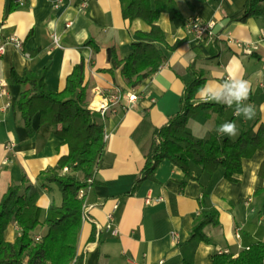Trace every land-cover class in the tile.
Wrapping results in <instances>:
<instances>
[{
    "label": "crops",
    "instance_id": "crops-1",
    "mask_svg": "<svg viewBox=\"0 0 264 264\" xmlns=\"http://www.w3.org/2000/svg\"><path fill=\"white\" fill-rule=\"evenodd\" d=\"M10 1L0 0V39L5 44L0 79L6 91L0 95V198L22 178L37 187L38 175L68 153L54 127L40 125L37 114L32 119L33 133L28 135L16 108L28 87L12 84L11 70L18 75L25 71L44 75L47 90L58 93L73 67L83 60L88 109L96 113L106 139L94 185L84 200L85 219L76 243L82 264H182L184 260L211 264L216 254L235 257L251 245L264 243V194L254 195L264 185L258 176L264 158L260 151L242 160V172L234 176V182L224 179L222 169L210 175L197 166L191 167L195 180H186L178 167L163 160L154 180L132 191L143 170L152 132L179 112L185 88L194 80L202 79L204 84L234 76L249 80V102L255 107V116L245 120L222 104L208 102L212 108L195 112L186 123L195 139L217 135V127L226 121L235 122L240 134L264 128V17L240 21L245 0H174L182 19L170 20L162 13L156 25L166 44H179L167 52L166 62L155 74L131 88L120 68L110 72L107 50L113 49L122 61L133 52V44L152 40L140 35L149 31L146 22L123 18L121 0H65L58 8L53 0H25L8 13ZM192 16L215 22L212 40L199 42L186 33L184 24ZM10 36L21 43L20 49L7 43ZM90 40L99 46L97 51L84 46ZM244 45L256 49L248 55L242 51ZM86 49H91L90 56ZM198 93L192 106L205 103ZM128 94L137 99L129 103ZM115 96L119 99L113 102ZM103 107L106 111L101 114ZM56 190L52 186L40 190L37 205L43 214L51 203L59 206ZM148 198L152 202L146 204ZM210 210L218 212V224L204 228L208 243L190 240L194 220L201 211ZM108 215L113 217L111 229L107 228ZM44 231L38 228L36 234ZM17 235L16 225L10 224L5 239L13 242Z\"/></svg>",
    "mask_w": 264,
    "mask_h": 264
},
{
    "label": "trees",
    "instance_id": "trees-1",
    "mask_svg": "<svg viewBox=\"0 0 264 264\" xmlns=\"http://www.w3.org/2000/svg\"><path fill=\"white\" fill-rule=\"evenodd\" d=\"M122 16L132 21L143 20L149 26L147 33H141L152 42L133 44V52L120 61L113 49L107 50L111 64L110 72L120 68L121 75L131 88L155 74L166 62L167 52L173 51L179 42L169 46L165 35L156 25L158 17L166 13L170 20H181V13L174 0H121ZM205 2L207 0H195ZM19 5L11 0L7 12ZM244 15L264 17V0H245ZM84 46L97 51L99 46L91 40ZM85 65L83 60L75 65L66 78L61 92L47 90L44 75L25 71L22 75L10 72V82L28 87L16 103L28 135H32V119L37 114L40 125L54 127V134L68 147V153L59 158L56 166L38 175V186L28 185L24 178L19 185L8 187L0 198V264H82L76 255V243L82 226V207L85 196L78 198L80 190L94 185V175L104 151V128L96 121V113L88 109L84 85ZM204 80L189 83L180 102L179 112L168 123L152 132L149 147L144 155L145 164L136 179L133 190L146 181L154 180L153 174L163 160L178 167L185 179L195 178L191 167L214 174L223 170V177L234 182V176L242 172V160L251 158L256 151L264 154V128L249 129L235 140L211 135L206 140L195 139L186 129L188 118L195 112L213 106L202 103L192 106L191 102L203 86ZM217 111V110H216ZM221 109L218 110L220 112ZM67 172H62L63 169ZM79 175L81 177H79ZM258 176L264 181V158L258 169ZM90 180V183H89ZM183 181L181 185H184ZM55 187L60 194L59 206L51 203L43 214L37 202L40 190ZM264 194V185L254 195ZM202 197L201 205L205 200ZM264 216V202L262 207ZM14 223L18 235L13 242L5 239V232ZM218 224L216 210L201 211L194 220L190 240L208 243L203 230L206 226ZM38 228H45L43 234H36ZM93 230L89 240L92 241ZM38 238V239H36ZM264 243L251 245L237 256L228 253L216 254L211 264H263ZM182 264H191L184 260Z\"/></svg>",
    "mask_w": 264,
    "mask_h": 264
},
{
    "label": "clouds",
    "instance_id": "clouds-1",
    "mask_svg": "<svg viewBox=\"0 0 264 264\" xmlns=\"http://www.w3.org/2000/svg\"><path fill=\"white\" fill-rule=\"evenodd\" d=\"M85 53L90 56L91 49H86ZM198 94L205 103L214 102L232 109L236 117L251 120L255 116V107L249 102L251 95L249 80L234 76L218 83L210 81L200 88ZM216 131L217 135L230 140H235L240 135L239 127L232 121L220 124Z\"/></svg>",
    "mask_w": 264,
    "mask_h": 264
},
{
    "label": "built area",
    "instance_id": "built-area-1",
    "mask_svg": "<svg viewBox=\"0 0 264 264\" xmlns=\"http://www.w3.org/2000/svg\"><path fill=\"white\" fill-rule=\"evenodd\" d=\"M65 0H53V4H54V8H58L59 6H61L64 3ZM16 4L19 6H23L25 3V0H15ZM215 22L214 21H203L202 19H200L198 16H192L185 24H184V29L186 31V33L188 35H190L194 40L196 41H204V40H212L215 37ZM7 43H11L13 44L16 48L20 49L21 48V43L14 37V36H10L7 39ZM256 47L253 46H248V45H244L242 46V51L245 54H251L253 50H255ZM5 51V44L1 42L0 39V56H2L4 54ZM6 91H5V84L4 82L0 79V95H5ZM128 101L129 103H133L137 97L135 94H128L127 95ZM119 99V96H115L112 97V101L115 102ZM204 102V101H203ZM95 106L92 105V108H94ZM106 111V107H103L102 109H100L101 114H103ZM104 139H106V136H104ZM6 163V160L3 161V164ZM62 172H67V169H63ZM90 183V180H89ZM90 187H88L85 190H80L78 193V198L81 199L86 195V191L89 189ZM157 201H161V199H158ZM146 204L151 203V199H146ZM85 203L83 204L82 207V220L85 219ZM108 219V223H107V228L111 229V225L113 222V217L112 215H108L107 217ZM113 233H116V230H113ZM172 238H176V234H172ZM38 239V238H36ZM72 264H77L76 259L72 262ZM162 264V263H159ZM264 264V262H263Z\"/></svg>",
    "mask_w": 264,
    "mask_h": 264
},
{
    "label": "rangeland",
    "instance_id": "rangeland-1",
    "mask_svg": "<svg viewBox=\"0 0 264 264\" xmlns=\"http://www.w3.org/2000/svg\"><path fill=\"white\" fill-rule=\"evenodd\" d=\"M79 177H81L80 175H79ZM54 188V187H53ZM57 191V190H56ZM58 193V192H57ZM58 195V194H57ZM60 195V194H59Z\"/></svg>",
    "mask_w": 264,
    "mask_h": 264
},
{
    "label": "bare ground",
    "instance_id": "bare-ground-1",
    "mask_svg": "<svg viewBox=\"0 0 264 264\" xmlns=\"http://www.w3.org/2000/svg\"><path fill=\"white\" fill-rule=\"evenodd\" d=\"M95 105V104H94Z\"/></svg>",
    "mask_w": 264,
    "mask_h": 264
}]
</instances>
